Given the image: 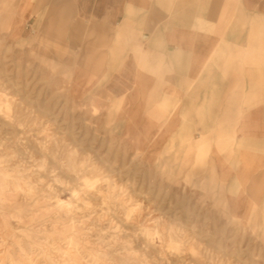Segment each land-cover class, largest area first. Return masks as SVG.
<instances>
[{"label":"rangeland","instance_id":"obj_1","mask_svg":"<svg viewBox=\"0 0 264 264\" xmlns=\"http://www.w3.org/2000/svg\"><path fill=\"white\" fill-rule=\"evenodd\" d=\"M22 2L0 0V264H264L256 110L114 91L76 10L66 36Z\"/></svg>","mask_w":264,"mask_h":264},{"label":"crops","instance_id":"obj_2","mask_svg":"<svg viewBox=\"0 0 264 264\" xmlns=\"http://www.w3.org/2000/svg\"><path fill=\"white\" fill-rule=\"evenodd\" d=\"M29 2L59 12L66 36L78 12L84 60L116 65L97 74L114 91L241 94L231 107L256 110L243 131L264 140V0H23V11Z\"/></svg>","mask_w":264,"mask_h":264},{"label":"bare ground","instance_id":"obj_3","mask_svg":"<svg viewBox=\"0 0 264 264\" xmlns=\"http://www.w3.org/2000/svg\"><path fill=\"white\" fill-rule=\"evenodd\" d=\"M68 29V28H67ZM69 30V29H68ZM38 31V30H37ZM52 43V42H51ZM95 100V99H94ZM96 106V105H95ZM100 106V105H99ZM96 110H97V107H96ZM264 221V220H263Z\"/></svg>","mask_w":264,"mask_h":264}]
</instances>
